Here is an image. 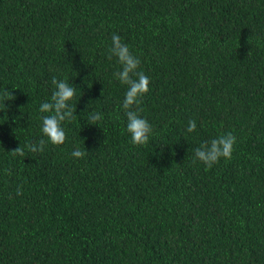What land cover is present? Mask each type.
Returning a JSON list of instances; mask_svg holds the SVG:
<instances>
[{
	"label": "trees",
	"instance_id": "16d2710c",
	"mask_svg": "<svg viewBox=\"0 0 264 264\" xmlns=\"http://www.w3.org/2000/svg\"><path fill=\"white\" fill-rule=\"evenodd\" d=\"M113 34L150 78L142 146ZM53 77L74 118L34 153ZM228 132L231 159L193 162ZM0 264H264V0H0Z\"/></svg>",
	"mask_w": 264,
	"mask_h": 264
},
{
	"label": "clouds",
	"instance_id": "9594fccd",
	"mask_svg": "<svg viewBox=\"0 0 264 264\" xmlns=\"http://www.w3.org/2000/svg\"><path fill=\"white\" fill-rule=\"evenodd\" d=\"M108 54L110 59L115 57L117 63L121 66L120 71L113 73L114 78L119 80L121 84L128 86L121 108L127 119L126 131L130 137V143L134 146L145 145L149 141L152 127L146 119L139 116L138 113L143 110L138 106L141 103V98L149 91L150 78L143 72L137 71L140 60L130 52L127 44L121 42L119 35H112ZM133 76L136 78L133 79ZM52 84L54 85V91L50 100L42 103L39 107L41 113H50L41 117V133L44 138H41L36 144L27 145L28 150L34 153L43 151L47 144L53 146L63 144L66 140V133L61 125L64 121L71 122L74 118L73 108L70 107L68 102L74 97L76 88L70 85L68 81L57 80L55 77L52 79ZM3 95L5 101L14 99L12 93L7 89ZM101 119L102 113L92 112L89 114L90 122H87L95 125ZM195 130L196 122L195 120H190L186 131L192 133ZM235 143L236 137L231 132L220 135L210 141H205L194 150L193 162L199 161L207 168H211L221 158L229 160L232 157ZM11 153L13 156H24V149L18 146ZM86 154L87 152L84 148L81 150L79 147L71 152V156L76 159H82ZM5 172L8 175L11 174L8 170H5ZM21 194L22 189L18 186L16 195Z\"/></svg>",
	"mask_w": 264,
	"mask_h": 264
}]
</instances>
